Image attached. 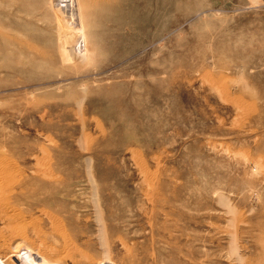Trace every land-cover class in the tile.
I'll return each mask as SVG.
<instances>
[{
	"label": "rangeland",
	"instance_id": "374dc122",
	"mask_svg": "<svg viewBox=\"0 0 264 264\" xmlns=\"http://www.w3.org/2000/svg\"><path fill=\"white\" fill-rule=\"evenodd\" d=\"M0 264H264V0H0Z\"/></svg>",
	"mask_w": 264,
	"mask_h": 264
},
{
	"label": "bare ground",
	"instance_id": "6f19581e",
	"mask_svg": "<svg viewBox=\"0 0 264 264\" xmlns=\"http://www.w3.org/2000/svg\"><path fill=\"white\" fill-rule=\"evenodd\" d=\"M23 249H24V248H23ZM16 252H17V251H16ZM19 252H20V251H19ZM21 252H22V249H21ZM38 258H39V257H38ZM32 259H33V258H32ZM36 259H37V258H36ZM33 260H34V259H33ZM30 262H31V261H30ZM36 262H37V260H36ZM36 262H35V263H36ZM39 263H40V262H39Z\"/></svg>",
	"mask_w": 264,
	"mask_h": 264
}]
</instances>
